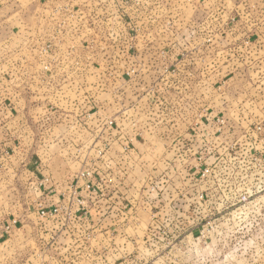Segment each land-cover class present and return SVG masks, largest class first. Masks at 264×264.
Listing matches in <instances>:
<instances>
[{
	"label": "rangeland",
	"instance_id": "obj_1",
	"mask_svg": "<svg viewBox=\"0 0 264 264\" xmlns=\"http://www.w3.org/2000/svg\"><path fill=\"white\" fill-rule=\"evenodd\" d=\"M0 119H95L70 174L121 202L37 227V264H264V0H0ZM2 156L0 218H32ZM30 234L0 264L35 263Z\"/></svg>",
	"mask_w": 264,
	"mask_h": 264
},
{
	"label": "crops",
	"instance_id": "obj_2",
	"mask_svg": "<svg viewBox=\"0 0 264 264\" xmlns=\"http://www.w3.org/2000/svg\"><path fill=\"white\" fill-rule=\"evenodd\" d=\"M119 122H124V120L119 119ZM95 123V119H0V137L2 139V141H0L2 142L0 143V153L3 155V159H1L4 161L2 164V180L4 183V180L8 177L6 181L10 182L12 178L15 180L17 187H20V189L21 187L24 188L23 192H20V189H15L17 195L21 193L17 196V202H21L22 200L25 201L27 191L25 188L29 189L27 197L36 196V199H40L44 203H49L59 200L73 185L80 186L84 183L77 175L82 171L88 170L90 165L88 161L85 160L82 162L83 164L79 170L70 174L69 163L71 160L73 161L78 158L74 150L77 151V145H81V143H69L68 140L71 141L76 138L81 140V137H87L88 135L96 138L98 136L96 132L98 131L91 134V129L95 126ZM91 124H93L92 128ZM128 130L132 131V128L129 127ZM104 131H106V129H104ZM115 131L116 138H122V141L119 140L121 147L116 146L117 151H119L117 156L135 154V150L133 149L135 145H133L132 142V137L134 136H131L133 132L126 133V130L125 133H123L126 136L123 138L119 136V130L116 129ZM41 141H54L55 144L61 142L62 144L60 147L58 145L59 151H57V153L59 156L65 157L66 160H63L66 162L62 161L59 163L56 162L55 159H51L49 156V149L45 148ZM63 141L66 143V146L63 144ZM80 150H82V147H80ZM80 160L81 158H79V161ZM82 189V186L78 189L79 194L84 190ZM20 198L23 199L20 200ZM28 208V213L33 216L31 213L33 209L32 205ZM27 216L29 215L24 214L15 216V214H10L9 216L6 215L3 217V219L11 217L18 219L13 234L8 240L9 243H20L30 234L28 222H30L29 219L32 218ZM1 228L0 225V230ZM64 232L70 236L67 231ZM71 247L73 246L71 245Z\"/></svg>",
	"mask_w": 264,
	"mask_h": 264
},
{
	"label": "built area",
	"instance_id": "obj_3",
	"mask_svg": "<svg viewBox=\"0 0 264 264\" xmlns=\"http://www.w3.org/2000/svg\"><path fill=\"white\" fill-rule=\"evenodd\" d=\"M133 120L134 119L131 121ZM106 123L107 125L114 124L115 128L119 130V134H121L119 136L123 137V130L125 128L123 125H119L118 121L115 119H110ZM77 176L84 183L80 186L73 185L59 200L44 203L42 200L37 199L32 205L33 209L31 213L33 214V217L32 219H29L30 222H28L31 229L30 232L32 231L30 237L34 241L33 246H30L31 249L28 251L35 255V263L32 262V264H37V227L45 230L46 234L55 233L56 231H67L70 236H81L84 234V230L80 229L82 228L80 226L85 225V223L89 224L88 221H92L94 215H97V218H109L112 216V212L110 211H112L113 208L120 206L121 202L119 199H110L111 202L108 204H113V206L110 207L108 212H101V205L105 203V198L100 189L95 185L92 179V174H90L89 170H86L80 172ZM81 186L84 190L82 189V193L79 194L78 189H80ZM17 223L18 219L15 217L3 220L0 219V225L2 227L0 230V238H3L4 242L9 243L8 240L12 236L14 227ZM70 262L72 264L75 263L74 261ZM60 264L63 263L61 262ZM64 264H69V261H66Z\"/></svg>",
	"mask_w": 264,
	"mask_h": 264
}]
</instances>
